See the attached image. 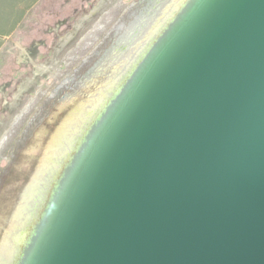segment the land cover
Masks as SVG:
<instances>
[{
  "label": "water",
  "instance_id": "95a60500",
  "mask_svg": "<svg viewBox=\"0 0 264 264\" xmlns=\"http://www.w3.org/2000/svg\"><path fill=\"white\" fill-rule=\"evenodd\" d=\"M54 208L26 264H264V0H196Z\"/></svg>",
  "mask_w": 264,
  "mask_h": 264
},
{
  "label": "rangeland",
  "instance_id": "374dc122",
  "mask_svg": "<svg viewBox=\"0 0 264 264\" xmlns=\"http://www.w3.org/2000/svg\"><path fill=\"white\" fill-rule=\"evenodd\" d=\"M172 1L0 0V264H14L61 149L82 138L93 101L103 103L91 120L137 66Z\"/></svg>",
  "mask_w": 264,
  "mask_h": 264
},
{
  "label": "bare ground",
  "instance_id": "6f19581e",
  "mask_svg": "<svg viewBox=\"0 0 264 264\" xmlns=\"http://www.w3.org/2000/svg\"><path fill=\"white\" fill-rule=\"evenodd\" d=\"M195 1L196 0H173L171 3V6L165 8V10L163 11V19H162V22L167 20L164 23L165 26L163 25L164 27L155 34L156 36L154 37L155 40L153 38L154 41L153 40H152L153 42L151 41L150 45L147 47L145 51L146 53H144L143 57L138 61L139 63L132 70L131 74L125 79L122 86L111 97L109 102L105 105L103 110H101V112L95 117V119L91 120V116L94 115L95 113L94 110L98 107V105L103 103L100 97H98L97 99L93 101L89 109L88 116L84 118V121L86 122L90 120V123H89L90 126L88 127L86 132L84 131L82 133L83 135L81 134L82 135L81 139L78 140L76 137L78 141H75V143L73 144V141L71 140V142L67 144L65 148L61 149V152H63L62 154H63L64 159L61 162L59 172L56 175L54 181L52 180L53 178L50 180L51 188L47 194L48 198L46 197L45 203H43L42 206L40 205L37 208L38 214L35 215L36 217L34 216L35 219L36 218L37 219L35 222L33 221L34 223L32 222V225L30 227L28 234L24 237L25 239L24 238L22 239V241L24 240V243L21 247L18 244H20L19 241L21 240L23 234H21L22 236L20 235L16 238V250L17 251L15 253V257L14 258L11 257L9 259V260H12V262L14 260L15 261L14 264H26L27 263L29 249L31 248L32 244L35 242L36 237L38 236L43 223L45 222L47 216L48 215L50 216L52 210L55 209L54 207L56 206L62 193L64 192L66 186L68 185L72 175L74 174L75 169L81 163L84 155L90 148L91 143L96 133L100 130L101 126L103 125V123L105 122L109 114L112 112V109L114 108L119 96L128 88V86L130 85V83L132 82L136 74H138V72L140 71L145 61L149 58V56L153 53V51L160 44L161 40L175 26L178 20L188 11V9H190L191 5ZM138 21H139L138 25L140 26V29H142V26L143 25L145 26L146 24L143 22V20H138ZM148 42H150V37L145 41V43H143L142 46L146 45V43ZM71 147L72 149L69 152V149ZM67 151L69 153L65 154ZM14 198L15 197H13L12 199ZM16 255H18V257H16Z\"/></svg>",
  "mask_w": 264,
  "mask_h": 264
}]
</instances>
